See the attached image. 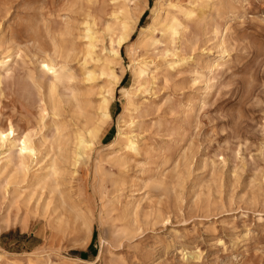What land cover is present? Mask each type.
Listing matches in <instances>:
<instances>
[{
	"label": "rangeland",
	"instance_id": "obj_1",
	"mask_svg": "<svg viewBox=\"0 0 264 264\" xmlns=\"http://www.w3.org/2000/svg\"><path fill=\"white\" fill-rule=\"evenodd\" d=\"M133 3L142 14L117 49L113 14ZM172 18L180 36L163 33ZM10 129L0 264H264V0H0ZM23 138L27 159L11 150Z\"/></svg>",
	"mask_w": 264,
	"mask_h": 264
},
{
	"label": "bare ground",
	"instance_id": "obj_2",
	"mask_svg": "<svg viewBox=\"0 0 264 264\" xmlns=\"http://www.w3.org/2000/svg\"><path fill=\"white\" fill-rule=\"evenodd\" d=\"M142 3V2H140ZM174 7V6H173ZM175 8V7H174ZM184 10V9H183ZM142 8L140 5H137L135 3L129 5V6H124L123 8H121L119 10V12L117 13H114L113 16L115 18V23H116V26H118V34L116 36V45H117V49H120L122 48L125 44L128 43V40L132 34V32L134 31V28L139 20V17L140 15L142 14ZM157 11V10H156ZM187 16H191L192 15V12H189V13H186ZM177 17V16H175ZM87 19V18H86ZM93 21L95 22V19H93ZM180 22V21H179ZM175 18H172L169 20V22L167 23V25L165 26V30L163 29V33L164 34H167V32L169 33L170 32V35L172 36H180L181 34V31H182V26L181 24L179 23ZM144 29V28H143ZM157 31V30H156ZM154 31V32H156ZM108 32H113V34L115 33V30L113 29V27H108ZM88 39H89V45H88V48H87V56L88 57H91V59L93 60L94 59V41H95V38H94V34L93 32H91V30H88V35H87ZM144 39V34L141 33V36L139 38L138 41H143ZM138 43V42H136ZM133 46V45H132ZM130 46V47H132ZM107 48V47H106ZM114 54L115 56H119V51H114ZM176 57V56H175ZM115 59V58H114ZM177 61V60H176ZM135 62V61H134ZM179 62V61H178ZM182 65L185 64L186 60H182ZM54 63V62H53ZM99 63V61L97 62ZM132 63V62H131ZM170 63V61H169ZM172 63V62H171ZM173 64H176V63H173ZM55 65V64H54ZM64 65V64H63ZM111 65V64H110ZM180 65V64H179ZM66 66V65H65ZM84 66V65H83ZM86 66V65H85ZM172 66V65H171ZM98 67V66H97ZM57 68V67H56ZM67 68V67H66ZM87 68V67H86ZM100 68V67H99ZM106 68V67H105ZM107 69V68H106ZM132 69H133V72L134 74L137 76V78L140 80L141 78H143L144 76L147 75L148 73V64H146V62H137L136 63H133L132 64ZM43 70L46 72V73H50V72H53V74L55 75L56 78H58L60 76L59 73H57V71L55 70V67H53L52 65L50 66L49 64H44L43 65ZM101 71V70H100ZM88 72V71H87ZM114 73H111L110 75L113 76ZM94 75L93 72H89L88 73V80H90L92 78V76ZM102 75L104 76L105 75V72H102ZM102 76V77H103ZM110 76V77H111ZM105 77V76H104ZM109 77V78H110ZM113 78V77H112ZM111 78V79H112ZM53 83V82H52ZM68 83V81H67ZM117 82L114 83V85H116ZM119 85V84H118ZM50 86V84H49ZM51 86H53L51 84ZM42 87V86H41ZM40 87V88H41ZM111 87V86H110ZM112 88V87H111ZM69 89V88H68ZM91 91V89H90ZM49 92V91H48ZM121 92L124 94V96H126L127 98H129L130 96V91L129 89L127 88H121ZM41 95V94H40ZM109 96V95H108ZM76 98V97H75ZM103 98V97H102ZM45 99V98H44ZM40 101H42V99L40 98ZM103 105L107 106L106 104L108 103V100L107 99H103ZM131 105H127L124 107L123 109V112L121 113V117H124L126 115L129 114L130 112V107ZM101 109H104L103 107ZM108 110V109H106ZM99 112V110H98ZM98 116V115H97ZM47 117V116H46ZM103 117L105 118H108L109 115L108 114H103ZM62 131V130H61ZM83 132V131H82ZM89 133V135L93 138L96 136V131L95 130H89L87 131ZM119 135V133H118ZM125 135V134H124ZM10 136H12V138L15 137V131H13V129H10L8 134H5V133H1L0 134V141L5 144L6 141H7V138H9ZM130 136V135H129ZM131 137V136H130ZM79 149L80 150H84L86 149L87 147V143L85 142V139L83 138L82 135L79 136ZM44 141V140H43ZM45 142V141H44ZM18 144L15 145L14 143H11V150L13 149H17V153L19 155V157L21 159H27L28 157H32L34 156V150H33V147H32V144L30 142L29 139L27 138H23L22 140H19L17 142ZM125 146L126 148L130 149V150H133L135 152H137L139 150V147L137 145V142L131 138L125 140ZM36 152V151H35ZM82 153V152H81ZM83 154V153H82ZM80 157L81 155L78 154L76 159H75V162L76 164L79 163L80 161ZM55 163V162H54ZM52 164L50 165V168L49 170H46V171H42L40 173H37L33 176V180L34 181H37L38 179V184H43L47 179H50L51 177H53L56 173V167H55V164ZM7 165V164H6Z\"/></svg>",
	"mask_w": 264,
	"mask_h": 264
}]
</instances>
